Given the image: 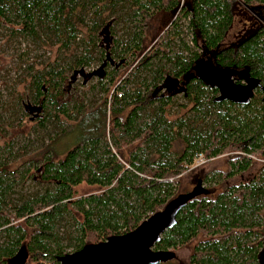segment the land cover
<instances>
[{"label": "trees", "instance_id": "16d2710c", "mask_svg": "<svg viewBox=\"0 0 264 264\" xmlns=\"http://www.w3.org/2000/svg\"><path fill=\"white\" fill-rule=\"evenodd\" d=\"M236 2L251 11L264 6V0H188L186 6L181 0H0V30L6 31L0 37L7 43L21 36L36 48H54L55 55L36 68L35 61L27 63L28 53H17L20 72L8 84L10 118L35 123L29 130L52 127L46 133L51 141L80 135L62 149L55 150V142L42 145L28 164L39 170L43 187L16 197L12 189L23 185V173L9 169L12 142L6 144V155L0 154V264H59L58 256L134 229L179 194L180 176L198 155L204 162L224 156L228 168L203 175L201 182L215 186L186 203L153 249L176 251L198 239L188 264H264V13L247 38L214 52ZM179 7L165 33L173 28V39L184 27L192 45L162 36L151 44L152 20L165 24ZM107 22L109 34L112 24L123 33L106 51L97 37ZM106 52L118 61L106 63L112 68L104 67L95 83L102 104L88 108L84 92L69 95L68 87L80 69L99 66ZM199 63L204 70L232 71L235 84L246 77L258 85L245 103L220 97L214 82L196 75ZM170 81L181 88L176 92L185 103L178 106L189 105L195 116L165 118L175 103V91L165 86ZM25 102L40 104V117L28 119ZM5 105L0 102L1 110ZM197 115L209 121L196 124ZM174 142L181 147L173 150ZM253 157L263 161L241 178L254 167ZM233 176L237 183H228ZM81 184L99 191L75 197Z\"/></svg>", "mask_w": 264, "mask_h": 264}, {"label": "rangeland", "instance_id": "374dc122", "mask_svg": "<svg viewBox=\"0 0 264 264\" xmlns=\"http://www.w3.org/2000/svg\"><path fill=\"white\" fill-rule=\"evenodd\" d=\"M182 6H186L188 4V0H181ZM179 8H177L172 16L166 20L165 24H160V19H154L152 20V35L154 39L152 40L151 44L154 43V41L159 37L162 36L163 40L166 38H171V34L174 31L173 28L169 29L167 33H165L166 28L168 27L170 21H172L173 18L177 16L179 13ZM264 13V6L257 7L254 10H249L247 7L242 5L240 2H236L232 8V22L230 24L229 29L225 33L223 39L219 43V45L214 49V52L221 50L228 46H235L238 43H240L242 40L247 38L250 34H252L260 25L261 23V16ZM115 30L116 35L112 33V31ZM111 33L109 34L110 40L113 41L115 38H118L122 35L123 30L120 24L111 25L110 26ZM0 32H3V34L6 31H3L2 29ZM151 37V36H150ZM183 38L185 41L188 42V45L191 46L192 43L190 42V36L188 35V32L185 30V28H182L181 33L178 35V37H173V42L178 43V38ZM101 36L97 37V42L99 41L101 49H105V42H102ZM7 37L1 38L0 37V102L5 105L4 111L0 108V154L6 155L4 150L6 149V144L8 142H12V146L10 148V155H9V162H10V170H17L18 172H22L23 179V185H20L18 183L15 184L13 187V195L16 197V193L22 192L24 194H30L35 193L41 190L43 187L40 185L37 180L39 176V170H36L31 168L28 164V160L31 158V156L35 155V152L40 151L42 145L52 144V147L56 150V147H60L61 149L65 147V145L70 144L72 142H75L80 135L75 133L71 136H68L67 138L63 139L59 144L56 141H51L47 138L46 133L49 132V129L52 128L48 126L46 129H37V130H29L33 124H29V122H26V118L19 121L18 119L13 117L10 118L9 111L12 109V103L13 100L9 98L8 92L10 91V86H8L9 83L12 82L13 79H17L19 74V69L17 68L16 64L17 61V53L20 52H26L28 55L25 57L28 61L27 63L30 64L32 61H35L36 68L41 67L45 62V60L49 59V62L52 61L54 55V48L49 49L47 47H40L36 48L33 44H30L29 41L24 40L23 38L18 37L14 38L12 41H8L6 43ZM110 41V42H111ZM110 44V43H109ZM112 44V42H111ZM72 51V49H71ZM36 54H40L36 60L34 59V56ZM114 59V63L118 61V59ZM128 59H126V62ZM100 62V61H99ZM99 62H94L90 66L84 68L85 72H89L92 69H95L98 67ZM43 63V64H42ZM113 63V64H114ZM25 65V62L23 63ZM203 67V66H202ZM201 67L200 71L195 72L196 75L205 83L212 84L215 83L217 78L213 74V71L211 68H208L206 66L207 70H204ZM112 66L107 65L105 67V71H108ZM147 77V74H145ZM232 81H234V77H231ZM97 76H91L85 81H81L80 75H77L76 82H73L68 89L71 91V94L74 96H77L80 94V92H84V104L90 108L92 106H96L98 104H102L100 101L103 97V93L99 91L98 87L95 86V83L97 81ZM83 84H82V83ZM81 83V86H80ZM7 84V86H5ZM91 86H94V88L91 89ZM74 88V89H73ZM16 90L19 91V87H16ZM172 100H175L174 104L168 105L166 113L164 114L165 118L169 121H174L177 118L183 116H195L192 113H189L187 109L189 108V105H187L185 108H181L178 105L181 103H185V101L182 98V94L179 92H175L174 95H172ZM12 101V102H11ZM1 107V106H0ZM185 114V115H184ZM209 117L202 115H197V122L196 124H201L202 122H208ZM9 122L12 124L9 125ZM34 122V121H33ZM174 128V127H173ZM22 130V131H21ZM69 130V126H66V131ZM178 142H174L172 145V149H179L181 145L177 144ZM181 144V143H180ZM57 151H59L57 149ZM62 157V156H60ZM255 164L254 167L244 173H242L241 178H247L250 176L255 168L259 166L261 161L263 159H260L259 157H253ZM39 162L37 165L38 166ZM228 168L226 164V158L224 156H218L215 158H212L208 162L202 161L200 162L197 157L192 160V164L189 166L187 171L180 176L179 184L177 187V191L179 193H184L192 189V187L196 184L198 180L203 178V175L206 174V177H210L215 170H221L224 171ZM7 177L9 175L5 174ZM9 179V177H8ZM228 183H237L238 177L233 176L229 179H226ZM214 181L211 180L210 182L202 180V186L208 187V186H215L213 185ZM99 190L95 187L86 186L85 184H81L75 188V197L84 196L90 193H96ZM198 240V239H197ZM193 241L189 247H183L179 248L175 251L177 260L167 262L164 264H177L178 262L181 264H188V257L191 252L192 246L197 241Z\"/></svg>", "mask_w": 264, "mask_h": 264}, {"label": "water", "instance_id": "95a60500", "mask_svg": "<svg viewBox=\"0 0 264 264\" xmlns=\"http://www.w3.org/2000/svg\"><path fill=\"white\" fill-rule=\"evenodd\" d=\"M109 24L110 22H107L99 31L100 40L106 43V51L111 41L108 31ZM106 63L109 65L114 63L108 52L105 53L104 59L97 68L89 72L80 69L78 74L85 80L91 76L100 78L104 74L103 68ZM199 66L202 67L200 63ZM208 67L212 68L214 75H217H215L217 78L215 85L219 89L220 97H227L233 101L245 103L253 89L258 85L257 80L246 77H243V84H235L231 79L232 71L215 69L210 65ZM195 71L197 72V69ZM75 75L76 72H73V77ZM262 101L264 104V97ZM25 106L30 111L33 110L30 119L38 116L41 109L40 104L32 105L27 102ZM205 192L201 180H198L191 190L177 194L162 209L149 215L134 229L122 234L110 235L105 240L97 243L86 244L76 251L58 256L56 260L59 264H162L174 259L175 253L172 250H154L153 246L159 242L161 234L175 224L178 212L186 203L198 194Z\"/></svg>", "mask_w": 264, "mask_h": 264}, {"label": "flooded vegetation", "instance_id": "af4514ba", "mask_svg": "<svg viewBox=\"0 0 264 264\" xmlns=\"http://www.w3.org/2000/svg\"><path fill=\"white\" fill-rule=\"evenodd\" d=\"M74 80H75L74 77H72V80L71 81H74ZM165 86L167 87L168 92H171V91H175L176 92L177 90H181V88L179 87L178 83L175 84V82H173V81H170ZM26 103L27 102H25L24 104H22V107H23V110H24L25 114L27 115V118L29 119L30 117H32L33 110L30 111L29 108L25 106ZM40 115H41V109H40L39 114H38L37 117H40ZM173 252L175 253V251H173ZM176 260H177V257H176V253H175V258L174 259H171L169 261H166L165 263L171 262V261H176ZM162 264H164V263H162Z\"/></svg>", "mask_w": 264, "mask_h": 264}, {"label": "built area", "instance_id": "2783aa9c", "mask_svg": "<svg viewBox=\"0 0 264 264\" xmlns=\"http://www.w3.org/2000/svg\"><path fill=\"white\" fill-rule=\"evenodd\" d=\"M197 159L201 162V161H202V157H201V155H198V156H197Z\"/></svg>", "mask_w": 264, "mask_h": 264}]
</instances>
